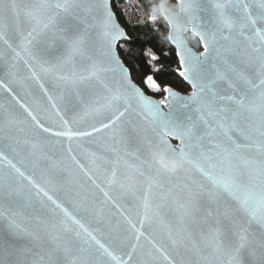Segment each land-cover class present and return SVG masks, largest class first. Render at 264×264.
<instances>
[{
	"label": "water",
	"instance_id": "1",
	"mask_svg": "<svg viewBox=\"0 0 264 264\" xmlns=\"http://www.w3.org/2000/svg\"><path fill=\"white\" fill-rule=\"evenodd\" d=\"M42 2L47 6L40 9ZM57 2L62 0H16L13 9L4 0L0 6V264H264V228L249 223L236 202L191 165L187 179L173 177L149 190L141 160L155 143L151 117L134 99L105 106L122 84L119 72L111 71L101 0H74L67 12L55 8ZM243 2L253 16L260 14L257 0ZM33 10L40 23L29 14ZM230 15L242 19L243 7ZM195 20L199 24L204 17ZM256 27L264 28V21ZM203 32L188 25L182 33L202 61L195 79L203 90L195 101L173 100L171 107H161L181 126H194V151L209 157L206 168L215 164L211 170L219 172L227 149L237 179L260 191L264 68L260 53L253 51L260 44L248 25L230 40L209 42L205 60ZM189 34L198 38L202 51L190 44ZM77 39L78 48L70 50ZM126 40L117 41L115 52L132 83L152 100L170 99L166 92L161 98L149 95L134 80L119 54L118 45ZM183 79L189 92L171 89L189 97L196 89ZM125 107L124 116L102 128ZM66 131L91 135H56ZM169 140L180 144L177 138ZM240 235L246 237L243 248ZM66 246L72 249L69 255Z\"/></svg>",
	"mask_w": 264,
	"mask_h": 264
},
{
	"label": "snow or ice",
	"instance_id": "2",
	"mask_svg": "<svg viewBox=\"0 0 264 264\" xmlns=\"http://www.w3.org/2000/svg\"><path fill=\"white\" fill-rule=\"evenodd\" d=\"M257 2L260 8V14L258 16H253L249 11V5L244 3L243 0H226L227 11L229 14L238 12L241 6L243 7V11L245 13L242 19H237L235 15H231L235 23L234 28H226L219 23L220 12L213 5L212 0H191L190 10H185L184 0H177V4L181 5L178 10L173 8L171 10H167L163 7V5H161V11L164 12V15L160 16L152 11L148 20L149 22L155 23L162 18L164 21H167L169 26H171L174 22V18L178 16L184 24V31L188 25L203 27L204 32L200 34V38L204 41V53L201 55L204 56L205 60L209 54L210 43L212 46H215L218 43V40H230L234 33L243 34V28L250 25L254 29V36L260 44V47L254 48L253 51L260 53L259 59L261 67L264 68V28L256 27L258 20L264 21V0H257ZM9 3L13 9H16V0H9ZM73 3L74 0H62V2H57L54 7L67 12ZM0 6H4V0H0ZM46 6L47 5L43 2L39 4L40 9H43ZM98 7L102 12V34L106 44L107 55L113 65L111 71L119 72L122 84V88L112 94V96L107 100V104L105 106L110 107L113 103L120 101H123L124 104L127 105L130 99H134L144 112L151 117L155 125V143L153 145L152 140L148 141V144L153 146L148 149L147 158L141 160V165L146 167L148 171L147 180L149 182V190H151L154 185L162 186L164 180L171 179L173 177H183L187 179L185 170H181L178 173L173 174L157 161L153 150L163 148L166 149L169 156L183 158L189 165L201 173L210 182L214 189H219L221 192L226 193L233 201L236 202L237 210L247 215L249 223L255 222L261 228H264V189L256 191L254 185L250 183H241L237 179L234 172L235 165L232 163V155L227 149H224V155L220 159L221 167L219 172L211 170L217 167L215 164L209 165L206 168L205 161H207L209 157L203 153L194 151V149L198 147L192 143L194 126L191 124L181 126L171 117L170 112L166 114L161 107L162 105H169V107H171V102L173 100L195 101L199 92L203 90L202 86L198 84L195 79L196 71L201 67L202 61L200 56L196 55L191 48L187 47L186 41L182 35L183 32H175L174 38L170 35L169 41L179 50L178 54L180 56L182 70L179 71L178 74L186 80H189L192 83V87L196 89V91H194L189 97H181L174 93L171 88L166 87L163 90L168 94L170 99L166 98L162 101H155L146 97L141 90L132 83L128 70L123 66L122 62L116 55L115 45L117 41L121 38L129 39V37L116 23L114 14L110 10L108 0H101V4ZM29 14L36 19L37 23H40V18L36 15L35 10ZM198 15H202L204 17V20L199 24H197L195 20ZM43 27L47 28L48 24H44ZM34 31L35 29H33V32ZM33 32H29L28 36L32 37ZM80 42L81 41L79 39L71 41L70 50H76ZM25 43L30 44L31 40L28 39ZM17 55H19V53H17ZM152 59H156V57L152 56ZM45 71H47V69H45ZM95 74V72L91 73V75ZM146 83L152 90H160L159 85L154 81L152 76L147 77ZM260 83L261 85H264V79H262ZM9 91L11 90L9 89ZM49 99H51V97H49ZM261 101L262 107H264V93H261ZM237 103L243 105V100L237 101ZM95 110L99 111V109ZM126 111L127 107L124 108V111H118V114L114 115L108 123L103 124L102 128H110L122 116H124ZM29 115H31V112H29ZM32 119L35 120V116H33ZM36 123L40 128H43L44 131H50V129L44 128L42 124H39V121H36ZM64 124L67 126L68 121L65 120ZM92 131L96 132L100 131V129L94 128ZM56 135H64L71 138L72 136H87L91 135V133L66 131L57 132ZM169 137L179 139V146H173ZM12 167H15V165H12ZM17 172H19V169H17ZM20 175L23 176V173H20ZM141 175H145V173L142 171ZM260 176L264 179V172H262ZM41 191L43 190L41 189ZM44 195L47 196V192H45ZM48 198L52 199L50 196ZM144 207L146 213L145 218H147V210L149 207L147 196H145L144 199ZM64 212L66 216H70L66 209H64ZM72 219L74 220V218ZM74 222L79 224V221ZM81 227L83 226L81 225ZM132 227L135 228V225H132ZM85 232H87L86 229ZM77 235L79 236L80 234L77 233ZM88 236L92 240H95V237L92 236L91 233H88ZM245 239L246 237L244 235H240V248L244 247ZM100 247L104 248L103 245H100ZM63 251L66 255H69L72 249L66 246ZM105 251L107 252L106 249ZM70 264H75V261H70Z\"/></svg>",
	"mask_w": 264,
	"mask_h": 264
},
{
	"label": "trees",
	"instance_id": "3",
	"mask_svg": "<svg viewBox=\"0 0 264 264\" xmlns=\"http://www.w3.org/2000/svg\"><path fill=\"white\" fill-rule=\"evenodd\" d=\"M159 0H112L113 10L129 40L118 45L119 54L131 70L134 80L146 92L161 97L165 87L189 92L188 84L178 74L181 71L176 48L167 39L169 25L162 18L155 23L148 17ZM175 6L177 0H169ZM190 44L202 51L201 44L193 34L188 35ZM155 56L156 59H152ZM152 76L160 90L148 87L147 77Z\"/></svg>",
	"mask_w": 264,
	"mask_h": 264
},
{
	"label": "clouds",
	"instance_id": "4",
	"mask_svg": "<svg viewBox=\"0 0 264 264\" xmlns=\"http://www.w3.org/2000/svg\"><path fill=\"white\" fill-rule=\"evenodd\" d=\"M212 3L220 12L219 23L226 28H234L235 23L231 15L227 11L226 0H212ZM161 5H163V7L167 10L172 9V7L169 6V0H159V2L153 7L152 11L155 12L157 15L163 16L164 12L161 11ZM174 7L178 10L181 5L176 4ZM184 7L185 10H190L191 0H188L187 3H185L184 0ZM170 30V34L167 37L168 40L170 35L174 38L175 32L184 31V24L178 16L174 18V22L170 26ZM153 151L156 155L157 161L173 174L178 173L181 170H187V168L189 167V164L183 158L169 156L167 154L166 149L159 148L154 149Z\"/></svg>",
	"mask_w": 264,
	"mask_h": 264
},
{
	"label": "rangeland",
	"instance_id": "5",
	"mask_svg": "<svg viewBox=\"0 0 264 264\" xmlns=\"http://www.w3.org/2000/svg\"><path fill=\"white\" fill-rule=\"evenodd\" d=\"M169 5H170V3H169ZM148 87L150 88V86L148 85ZM165 95V93L161 96V97H163ZM161 97H157V98H161Z\"/></svg>",
	"mask_w": 264,
	"mask_h": 264
}]
</instances>
